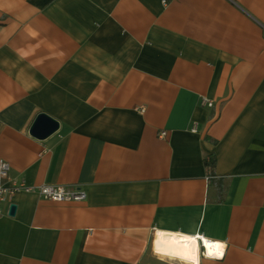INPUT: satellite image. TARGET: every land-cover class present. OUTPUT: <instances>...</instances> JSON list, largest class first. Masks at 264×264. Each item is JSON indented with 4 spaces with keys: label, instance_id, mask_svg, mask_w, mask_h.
Returning a JSON list of instances; mask_svg holds the SVG:
<instances>
[{
    "label": "crops",
    "instance_id": "0c3cea01",
    "mask_svg": "<svg viewBox=\"0 0 264 264\" xmlns=\"http://www.w3.org/2000/svg\"><path fill=\"white\" fill-rule=\"evenodd\" d=\"M1 161L87 197L10 196L0 264H264V0H0Z\"/></svg>",
    "mask_w": 264,
    "mask_h": 264
},
{
    "label": "built area",
    "instance_id": "2783aa9c",
    "mask_svg": "<svg viewBox=\"0 0 264 264\" xmlns=\"http://www.w3.org/2000/svg\"><path fill=\"white\" fill-rule=\"evenodd\" d=\"M169 0H163V4L166 5ZM203 104L212 106L213 102L204 97ZM166 132H161V135H165ZM10 171V164L7 161L0 162V214L3 212L4 204L8 201L9 197L20 190L35 191L40 197L56 202H80L84 201L87 197V193L77 187H68L61 184L47 183L42 185H28L21 184H8L6 179L8 178ZM198 240H201L203 251L207 250L205 245V239L201 235H196ZM212 245L218 244L217 242H211ZM217 248V247H216ZM221 248V247H220ZM222 250V254H223Z\"/></svg>",
    "mask_w": 264,
    "mask_h": 264
},
{
    "label": "bare ground",
    "instance_id": "6f19581e",
    "mask_svg": "<svg viewBox=\"0 0 264 264\" xmlns=\"http://www.w3.org/2000/svg\"><path fill=\"white\" fill-rule=\"evenodd\" d=\"M205 245L207 246L206 253L209 254V257L214 256L217 258L218 256H220L219 254L220 252L218 249L221 247V244L218 243L212 245L211 241L205 240ZM198 246H199L198 241L195 237L190 238L187 236L176 235L171 233H161L160 235V247L163 254H168L170 251L177 250L178 248L182 249L184 247H198ZM171 256H177V255H171Z\"/></svg>",
    "mask_w": 264,
    "mask_h": 264
},
{
    "label": "water",
    "instance_id": "95a60500",
    "mask_svg": "<svg viewBox=\"0 0 264 264\" xmlns=\"http://www.w3.org/2000/svg\"><path fill=\"white\" fill-rule=\"evenodd\" d=\"M58 126H59V123L57 120L48 116L45 113H40L38 115V118L35 124L33 125L32 133L38 136H41V137H46L50 135L51 133H53L55 130H57ZM15 209H16L15 205H11V208H10L11 215L14 214Z\"/></svg>",
    "mask_w": 264,
    "mask_h": 264
},
{
    "label": "trees",
    "instance_id": "16d2710c",
    "mask_svg": "<svg viewBox=\"0 0 264 264\" xmlns=\"http://www.w3.org/2000/svg\"><path fill=\"white\" fill-rule=\"evenodd\" d=\"M214 163V162H213Z\"/></svg>",
    "mask_w": 264,
    "mask_h": 264
}]
</instances>
